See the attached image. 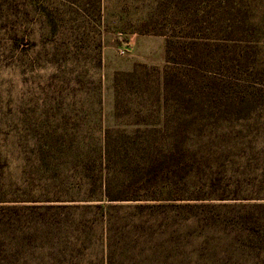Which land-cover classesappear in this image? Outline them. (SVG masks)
Instances as JSON below:
<instances>
[{"label": "rangeland", "instance_id": "1", "mask_svg": "<svg viewBox=\"0 0 264 264\" xmlns=\"http://www.w3.org/2000/svg\"><path fill=\"white\" fill-rule=\"evenodd\" d=\"M233 1L0 0V264H264V0ZM137 165L172 200H86Z\"/></svg>", "mask_w": 264, "mask_h": 264}, {"label": "trees", "instance_id": "2", "mask_svg": "<svg viewBox=\"0 0 264 264\" xmlns=\"http://www.w3.org/2000/svg\"><path fill=\"white\" fill-rule=\"evenodd\" d=\"M169 1L171 2L169 4ZM210 0H157L156 5L153 7V10L151 11L150 15L142 22L143 25H160L161 23L158 22L157 18L160 12L162 10H165L166 7L171 9L173 11V14L178 15V9L181 8L182 3L184 5L190 4L191 2L195 3V7L199 11H204L205 7L204 5L209 4ZM220 4H228L231 3V11H234L233 17H235L236 13L239 11H244L243 5L240 3H234L229 1H224L220 0ZM154 34L158 35H163L166 36L167 39V52L169 54V51L171 47L174 46H181L184 45L181 41H175V37L169 36L165 31H153ZM191 48L194 45H200V46H211V44L207 43H196V42H191ZM180 56L188 58L189 56H193L190 53H188L184 48H182V52L180 53ZM137 70H134L132 72L127 73L126 75L128 76H136ZM146 80V79H145ZM150 88L148 85L147 90ZM115 91L116 95L117 93H120L121 90H119V79L116 78L115 81ZM116 102L119 103V99L116 96ZM103 165V163H102ZM102 167V166H101ZM137 170L134 172L126 175L123 180L128 181L129 184H122V185H117L113 184L115 178L114 177H104L103 176V171L104 168L101 169L99 173H96L95 177H92L90 179V187H89V197H87L86 200H96V201H104V202H117L118 203H123V202H140L139 205L137 206H147L145 205V202L148 201H154V200H172V195L171 192H167L164 190L158 191L154 187H147L146 185L142 186H136L138 182H150L153 180H156L157 177L154 175H150V171H142L138 169V165L136 167ZM99 183V184H98ZM154 183V182H152ZM99 194V195H97ZM95 207L99 210L102 211L101 216V225H103L104 221V229L107 230V224H110L111 221V215L108 213V206L105 205V203H98L95 205ZM103 233V231H102Z\"/></svg>", "mask_w": 264, "mask_h": 264}]
</instances>
